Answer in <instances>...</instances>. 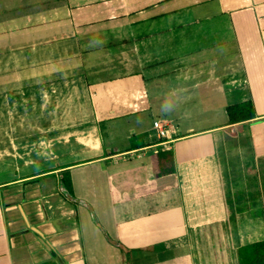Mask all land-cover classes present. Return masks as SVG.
Returning <instances> with one entry per match:
<instances>
[{
    "label": "crops",
    "instance_id": "crops-1",
    "mask_svg": "<svg viewBox=\"0 0 264 264\" xmlns=\"http://www.w3.org/2000/svg\"><path fill=\"white\" fill-rule=\"evenodd\" d=\"M261 241L264 0H0V264H239Z\"/></svg>",
    "mask_w": 264,
    "mask_h": 264
},
{
    "label": "trees",
    "instance_id": "trees-1",
    "mask_svg": "<svg viewBox=\"0 0 264 264\" xmlns=\"http://www.w3.org/2000/svg\"><path fill=\"white\" fill-rule=\"evenodd\" d=\"M227 112L232 124L253 119L255 116L253 102L230 106ZM154 162L156 174L159 176L175 172L174 159L170 152H159ZM240 264H264V241L242 247Z\"/></svg>",
    "mask_w": 264,
    "mask_h": 264
},
{
    "label": "rangeland",
    "instance_id": "rangeland-1",
    "mask_svg": "<svg viewBox=\"0 0 264 264\" xmlns=\"http://www.w3.org/2000/svg\"><path fill=\"white\" fill-rule=\"evenodd\" d=\"M104 132H105V135L107 137L108 136L107 130L105 129ZM225 137H227V131H224V132H221L219 134L214 135V139H216V141H225ZM239 264H240V262H239Z\"/></svg>",
    "mask_w": 264,
    "mask_h": 264
},
{
    "label": "built area",
    "instance_id": "built-area-1",
    "mask_svg": "<svg viewBox=\"0 0 264 264\" xmlns=\"http://www.w3.org/2000/svg\"><path fill=\"white\" fill-rule=\"evenodd\" d=\"M156 130H157V132H158L162 137H166V136H167V134H166V130H164V128L158 126V127L156 128Z\"/></svg>",
    "mask_w": 264,
    "mask_h": 264
}]
</instances>
